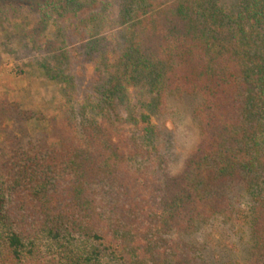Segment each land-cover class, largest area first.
Masks as SVG:
<instances>
[{
    "label": "trees",
    "instance_id": "1",
    "mask_svg": "<svg viewBox=\"0 0 264 264\" xmlns=\"http://www.w3.org/2000/svg\"><path fill=\"white\" fill-rule=\"evenodd\" d=\"M44 1L43 20L66 10L82 17L85 12L70 8L76 3L100 5L81 19L90 55L97 53L95 79L90 95L72 106L62 139H71L66 147L72 152L97 154L100 164L116 154L122 187H135L134 209L144 215L151 209V228L143 234L144 226L127 231L110 213L102 219L84 206L96 202L88 192L90 168L74 164L64 210L73 207L78 216L68 209L49 232L61 243V256L68 264H180L181 247L161 237L166 231L238 217L250 232L253 264H264V0ZM62 91L68 90L60 88L63 98ZM170 97L187 98L188 117L199 129L195 149L175 176L165 174L160 144L162 128L174 129V107L167 118ZM67 108L60 102L54 114L63 120ZM33 173L36 192L50 178ZM147 181L151 206L142 202ZM3 213L0 192V221ZM22 241L8 234L9 264L34 262Z\"/></svg>",
    "mask_w": 264,
    "mask_h": 264
},
{
    "label": "rangeland",
    "instance_id": "2",
    "mask_svg": "<svg viewBox=\"0 0 264 264\" xmlns=\"http://www.w3.org/2000/svg\"><path fill=\"white\" fill-rule=\"evenodd\" d=\"M44 2L0 0V192L4 211L0 221V264H9L6 238L11 232L21 237L25 252L32 253V264H68L58 250L61 243L53 241L49 232L68 209L69 214L78 216L73 207L64 210L70 190L67 180L74 164L90 168L86 174L88 192L96 202L88 199L85 207L95 210L104 220L105 214L114 215V220L119 218L127 231L137 232L139 225L144 226L140 231L143 234L151 228V209L146 215L135 210L134 185L122 187L116 154H112L109 164H100L97 154L72 152L66 147L71 139H62V133H68L64 122L71 123L73 107L90 95V83L95 79L93 60L97 53L90 55L83 22L100 5L82 2L78 7L76 3L70 8L85 12L82 17L66 10L58 19L43 20ZM80 23L75 30L73 26ZM100 50L101 45L97 52ZM60 88L68 90L62 91L63 98ZM60 102L71 106L66 109L65 121L54 114ZM168 106L167 118H171L173 107L176 110L171 118L174 129L162 128L160 144L165 174L175 176L195 149L199 129L188 117L187 98L170 97ZM53 137L59 138L60 143H55ZM34 171L50 178L46 190L42 186L35 192ZM160 178L162 186L164 179ZM143 190L142 202L151 206V181L144 182ZM78 205L81 206L79 199ZM236 218L229 223L223 219L198 223L194 228L189 222L187 231L176 234L172 229L161 237L170 245L181 247L180 264H253L250 232ZM59 236L74 240L63 232ZM91 239L95 246L100 244L93 236ZM173 252L168 251L172 255Z\"/></svg>",
    "mask_w": 264,
    "mask_h": 264
}]
</instances>
